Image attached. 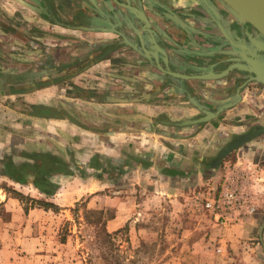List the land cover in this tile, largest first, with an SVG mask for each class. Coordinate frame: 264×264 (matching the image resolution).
<instances>
[{"label":"crops","instance_id":"0c3cea01","mask_svg":"<svg viewBox=\"0 0 264 264\" xmlns=\"http://www.w3.org/2000/svg\"><path fill=\"white\" fill-rule=\"evenodd\" d=\"M120 1L0 0V180L58 185L66 167L74 179L97 169L120 182L142 170L156 181L197 183L211 173L221 185L235 170L250 203L247 214L214 223L217 249L233 260L264 253V133L210 166L235 137L264 127V86L238 70L243 58L236 59L242 52L259 69L246 49L255 40L240 39L237 19L218 0H156L174 11L136 13ZM158 63L181 74L199 71V78L174 76ZM220 108L203 123L168 124ZM82 185L72 202L90 191ZM35 190L56 205L70 204L59 187ZM2 195L5 206L16 201ZM48 212L30 208L26 225ZM123 212L106 225L124 224Z\"/></svg>","mask_w":264,"mask_h":264},{"label":"rangeland","instance_id":"374dc122","mask_svg":"<svg viewBox=\"0 0 264 264\" xmlns=\"http://www.w3.org/2000/svg\"><path fill=\"white\" fill-rule=\"evenodd\" d=\"M93 157L84 163L92 164ZM93 171L74 179L62 168L60 184L52 185L62 189L63 202L69 205H56L39 195L36 186L0 180L3 195L16 199L5 206L0 198V264H264L261 250L234 260L228 251L224 255L218 251L222 243L214 223L224 219L203 204L218 195L225 181L219 185L220 179L214 181L211 173L197 183L195 177L156 181L152 173L138 170L117 182L119 175ZM84 182L90 191L72 202ZM33 207L49 212L33 215L35 225L27 226L26 214ZM122 209L124 224L108 227L107 220Z\"/></svg>","mask_w":264,"mask_h":264},{"label":"water","instance_id":"95a60500","mask_svg":"<svg viewBox=\"0 0 264 264\" xmlns=\"http://www.w3.org/2000/svg\"><path fill=\"white\" fill-rule=\"evenodd\" d=\"M218 2L221 4V6L227 11L231 12L238 20L241 22H247V24H250L254 30L258 33V37L256 38L255 41L253 42L252 47H247V54H252L256 55L258 58V64L256 65L259 66V69L257 66L252 65V62L250 58L247 57V60L244 59V54L242 52L240 54L236 53L237 60L238 58H243L240 61L242 68L238 69L240 71H243L247 74L250 75V80H254L258 83H261L264 86V57L260 54V51H264V0H218ZM136 13V12H135ZM138 14V13H137ZM146 25L147 28H150V25L147 21V19L139 14ZM238 54V55H237ZM149 59V58H148ZM230 61V60H229ZM231 62V61H230ZM157 67L162 70L166 71L170 74H173L174 76L181 77V78H194L198 79L199 78V71H195V73H192L190 75L188 74H181L175 71H172L167 67L168 65L165 64V68L158 64ZM231 68L230 65H227L224 69L221 71H218L216 74H218V77L226 75L228 70ZM236 67H233L232 69H235ZM262 70V71H261ZM211 78V77H210ZM229 106V105H228ZM228 106H224L228 107ZM223 108L217 109L215 111H209V110H203V115H197L195 117L181 120V121H175L171 122L169 121L168 124L175 125V126H184V125H195L197 123H203L211 118H213L219 111H222ZM264 133V127H257L256 129L249 131V132H244L237 137H235L229 144L222 148L219 153L211 160L210 166L215 167L220 164L222 159L231 151L238 149L240 146L246 144L248 141L251 139L255 138L256 136ZM264 225V224H263ZM263 227V226H262Z\"/></svg>","mask_w":264,"mask_h":264},{"label":"built area","instance_id":"2783aa9c","mask_svg":"<svg viewBox=\"0 0 264 264\" xmlns=\"http://www.w3.org/2000/svg\"><path fill=\"white\" fill-rule=\"evenodd\" d=\"M233 178L223 183L218 195L208 198L203 206L211 210L215 217L224 220L237 219L241 213H247L250 196L244 188L241 172H233ZM232 173V175H233ZM249 210H252L249 208Z\"/></svg>","mask_w":264,"mask_h":264},{"label":"flooded vegetation","instance_id":"af4514ba","mask_svg":"<svg viewBox=\"0 0 264 264\" xmlns=\"http://www.w3.org/2000/svg\"><path fill=\"white\" fill-rule=\"evenodd\" d=\"M117 1H118V3L121 2L120 0H117ZM128 1L131 4L129 3V5H126V3H127V0H126L125 5L129 8L123 7V9L125 8L128 12H130L131 10H132L131 12H173L174 11V10L171 11L168 7L163 6L162 3H159L156 0H151L152 2L156 3L152 6H147L146 0H128ZM119 7H121V6H119ZM236 24H237L238 29L240 30V35H241L240 39L241 40L244 38L245 39L249 38V40H247V41H251L252 39L255 40L256 38H259L257 35L258 33L254 30V28L250 24H247V22H244V21L241 22L240 20L237 19ZM262 54H264V53H262Z\"/></svg>","mask_w":264,"mask_h":264},{"label":"trees","instance_id":"16d2710c","mask_svg":"<svg viewBox=\"0 0 264 264\" xmlns=\"http://www.w3.org/2000/svg\"><path fill=\"white\" fill-rule=\"evenodd\" d=\"M98 162V161H97ZM53 170H56L57 168L56 167H54L53 166V168H52ZM48 171V170H47ZM41 183L42 184H44V185H47L48 186V188L46 189H44L43 187H42V185H41ZM35 186L39 189V190H41V192H44L45 194H51V193H53V191H54V187H53V185L51 184V183H49L48 181H46L45 179H41V182L38 184H35ZM31 201H33V200H31ZM37 202V201H36ZM38 204H40L39 202H37ZM44 205L46 206L47 204L46 203H44Z\"/></svg>","mask_w":264,"mask_h":264}]
</instances>
